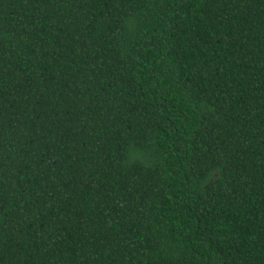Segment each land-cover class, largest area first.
I'll list each match as a JSON object with an SVG mask.
<instances>
[{"label":"trees","instance_id":"16d2710c","mask_svg":"<svg viewBox=\"0 0 264 264\" xmlns=\"http://www.w3.org/2000/svg\"><path fill=\"white\" fill-rule=\"evenodd\" d=\"M0 264H264V0H0Z\"/></svg>","mask_w":264,"mask_h":264}]
</instances>
